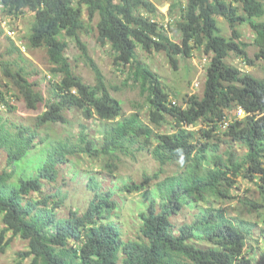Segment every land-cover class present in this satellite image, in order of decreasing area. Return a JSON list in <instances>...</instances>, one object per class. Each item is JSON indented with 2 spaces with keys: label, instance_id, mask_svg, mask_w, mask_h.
Segmentation results:
<instances>
[{
  "label": "trees",
  "instance_id": "obj_1",
  "mask_svg": "<svg viewBox=\"0 0 264 264\" xmlns=\"http://www.w3.org/2000/svg\"><path fill=\"white\" fill-rule=\"evenodd\" d=\"M83 5L90 19L99 15L98 42L110 46L115 64L125 66L128 79L145 93L150 122L162 125L171 119L174 132L157 133L139 112L124 113L81 38L86 29ZM0 7L12 15L26 8L34 12L29 42L47 48L52 72L61 75L50 81L46 99L26 66L18 60L0 61L11 83L5 86L16 88L30 110L46 107L35 126L0 118V151L7 154V166L0 170V248L5 250L7 232L12 231L29 240V249L19 254L32 257L30 264H253L255 242L261 239L256 235L264 238V227L232 216L215 203L237 198L233 190L240 189V176L264 191V79L227 62L233 52L254 61L248 44L237 40V26L244 23L255 33L257 58L264 59V21L256 20L264 15V0H187L174 28L180 43L152 17L159 11L153 0H0ZM218 16L229 22L234 36L223 35ZM66 38L79 46L95 73V85L75 72ZM10 41L9 51L19 52L25 62L20 46ZM138 45L148 52H165L174 66L178 55L191 56L194 48L212 53L203 95L187 96V107L170 99L159 75L138 57ZM1 86L0 101L10 105ZM239 108L247 113L242 119L235 116ZM71 110L87 118L97 116L103 122L99 136L92 137L83 126L75 139L43 137L41 128L68 122ZM227 117L232 121L223 129ZM199 123L202 126L194 129ZM221 143L230 144L222 150ZM234 143L246 151L239 155ZM144 150L160 164L159 172L144 174L140 183L122 179L113 187L89 176L88 206L82 213L72 208L67 217L60 216L67 194L59 182H67L64 173L71 157L102 159L112 168L122 156L133 158ZM172 162L186 169L161 179L162 166ZM154 179L158 181L150 182ZM143 192L145 199H138L135 208L140 235L125 239L120 223L112 219L125 202L119 197ZM201 202L207 206L196 207ZM186 206L198 210L192 222L179 225L172 218Z\"/></svg>",
  "mask_w": 264,
  "mask_h": 264
},
{
  "label": "rangeland",
  "instance_id": "obj_2",
  "mask_svg": "<svg viewBox=\"0 0 264 264\" xmlns=\"http://www.w3.org/2000/svg\"><path fill=\"white\" fill-rule=\"evenodd\" d=\"M153 1L158 6L159 11L152 17L168 28L169 35L173 41L180 43L181 36L174 32V28L187 0ZM77 2L78 0H74L75 4ZM83 19L86 22V29L80 33L81 38L87 44L91 56L103 71L113 96L121 100L124 113L130 115L134 112H139L144 121L150 124L157 133L174 132L171 127V119H168L162 125H155L150 122L149 106L145 93L139 87V84H135L133 80L128 79L129 70L125 66L115 64L110 46L101 45L98 42L99 32L97 23L99 15L90 19L88 8L86 5H83ZM34 20L35 14L28 8L19 15H12L0 7V61L18 60L20 64L26 66L27 70L32 72L30 80L37 82L36 88L47 99L50 81L59 80L61 75L52 72L53 65L50 61L47 48L45 46L33 47L29 42ZM218 20L223 35L228 38L234 36L229 22L223 16H218ZM256 20L264 21V15L256 17ZM237 29L241 33V38L237 40L248 44L247 51L250 58L254 61L252 63L246 62V60L233 52L227 58V62L237 66L243 72H249L257 78L264 79V59H259L256 56L258 48L254 43V31L248 23L239 24ZM8 30L13 31L12 36L9 35ZM10 39H13L20 46L24 56L27 58L25 62L21 59L19 52L9 51L11 47ZM66 39L69 42L67 56L70 58L75 72L81 75L86 83L95 85V73L81 56L79 46L73 39ZM137 52L138 57L149 64L159 75L166 91L170 95V99H175L178 104H183L187 107V103H185L187 96L203 95L207 76L206 72L212 59V53H206L202 48H194L191 56L178 55V66H174L165 52H148L140 45H138ZM0 82L2 84L1 89L5 92L6 98L10 102V105H4L0 101V118L3 121H7L8 124L23 123L35 126L37 116L46 109L45 105L41 104L37 110H30L16 88L11 89V86H5L11 83L1 68ZM229 113L231 114L232 112ZM67 117L68 122L47 124L41 128L40 132L43 137L48 138L50 141L67 139L68 137L75 139L83 129V126L87 127L86 129L92 137L97 138L99 136L103 122L97 116L87 118L81 111L71 110L68 111ZM201 126V123H199L194 129H198ZM221 137L225 138L223 135ZM221 144V148L224 150L230 143ZM233 145L236 146L239 155H242L246 151L240 144L234 143ZM117 164V167L110 168L106 166V161L102 159L93 160L85 155L71 157V161L64 173L67 176V182L63 179L59 182V186L67 194L65 205L59 209L60 216L67 217L72 208L82 213L88 206L89 200L92 197V193L87 187L89 176L95 175L101 180L103 186L113 187L114 184H120L122 179L125 180L126 178L140 183L144 179V174L154 175L161 168L152 153L146 150L137 152V155L133 158L122 156ZM6 166L7 154L5 151H0V170ZM162 168L163 171L160 172L161 179L185 170L186 166L181 162H172L162 166ZM156 181L158 179L151 180L150 182L154 183ZM238 186H240V189L235 188L233 190L234 194L238 195L236 199L215 204L217 206L222 205L232 216L258 222L259 226L264 227V191L257 183L243 176L238 177ZM145 192L147 193L148 190ZM145 192L142 194L123 193V196L119 197V199H124L125 202L122 210L119 213L117 212V216H113L112 219L120 223L125 239H137L140 235V223L135 208L138 206V199H145ZM242 199L252 201L257 207L253 208L245 205ZM198 206L207 205L201 202L196 205V207ZM196 207L186 206L172 218L173 221L179 225L185 222H192L198 210ZM2 227L3 223L0 219V229ZM259 237L261 239L255 242V253H252L253 264H264V238L257 234L256 238ZM8 239H10V242L5 250L0 248V264H30L32 257L22 258L19 254L29 249V240L22 238L20 235H13L12 231L7 232L6 240Z\"/></svg>",
  "mask_w": 264,
  "mask_h": 264
},
{
  "label": "built area",
  "instance_id": "obj_3",
  "mask_svg": "<svg viewBox=\"0 0 264 264\" xmlns=\"http://www.w3.org/2000/svg\"><path fill=\"white\" fill-rule=\"evenodd\" d=\"M8 33H9L10 36L13 35V31H11V30L10 31L8 30ZM197 86H199V84H197ZM246 114L247 113H246V111L243 108H239L237 110V112H236V115L235 114L234 115L236 116V118L242 119V118H244L246 116ZM230 121H232V119L227 117L225 119V121L223 122V124H222V128L223 129L227 128L230 125V123H231Z\"/></svg>",
  "mask_w": 264,
  "mask_h": 264
},
{
  "label": "clouds",
  "instance_id": "obj_4",
  "mask_svg": "<svg viewBox=\"0 0 264 264\" xmlns=\"http://www.w3.org/2000/svg\"><path fill=\"white\" fill-rule=\"evenodd\" d=\"M244 109V108H243ZM247 115V114H246Z\"/></svg>",
  "mask_w": 264,
  "mask_h": 264
}]
</instances>
